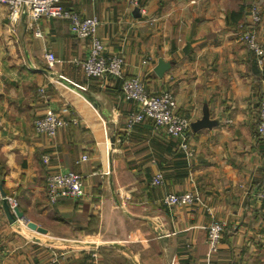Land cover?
<instances>
[{
    "label": "crops",
    "instance_id": "obj_1",
    "mask_svg": "<svg viewBox=\"0 0 264 264\" xmlns=\"http://www.w3.org/2000/svg\"><path fill=\"white\" fill-rule=\"evenodd\" d=\"M256 1L260 20L251 23V0H63L98 18L103 53L123 56L125 76H139L151 95L174 94L190 120V157L151 118L125 132L137 102L120 77L84 73L89 40L68 20L41 16L31 26L22 15L10 30L0 4V190L17 198V210L0 206V264H37L54 249L61 264H264V198L255 196L264 64L239 38L246 24L264 45ZM47 51L58 59L51 66ZM48 109L66 120L53 137L33 127ZM67 170L85 176L81 196L48 202L46 176ZM157 172L164 184L152 186ZM188 190L201 201H162ZM211 216L226 223L216 250Z\"/></svg>",
    "mask_w": 264,
    "mask_h": 264
},
{
    "label": "built area",
    "instance_id": "obj_2",
    "mask_svg": "<svg viewBox=\"0 0 264 264\" xmlns=\"http://www.w3.org/2000/svg\"><path fill=\"white\" fill-rule=\"evenodd\" d=\"M129 1L134 5H139V0ZM251 3L249 22L254 23L260 20V13L257 10V3L254 1ZM0 4L8 8L6 27L10 30H14L22 15L29 19L31 26H36V22L41 16L60 17L68 20L70 31L74 35L89 40V52L80 62L84 73L87 76L97 78L105 76L120 77L123 94L137 102L138 108L128 111L125 115V132H131L148 117L154 120L156 128H163L169 136L176 138L187 156L190 157L194 154L187 141L190 120L176 110L174 94L171 91H164L158 95H151L139 76H125L123 73V56L118 54L105 55L103 53L104 45L96 34L99 24L96 16H81L72 7L63 4V0H0ZM139 9L144 12L142 7L139 6ZM240 27H243L239 34L240 40L254 53L257 63L264 64V45L258 41L255 32L248 28L246 24H241ZM36 34L40 35L37 28ZM44 56L49 66L58 60L51 51H47ZM40 92L43 95L42 88ZM65 123L66 120L63 116L51 109H48L43 115L35 116L33 119L34 130L49 137H53L58 128ZM256 137L264 144V94L259 101ZM42 158L47 160L46 155H43ZM86 158V154L81 157L83 160ZM84 179V175L72 170L49 173L45 178L48 202L55 203L63 197L81 196ZM150 183L152 186L163 185V175L160 172L155 173L151 177ZM255 196L260 200L264 198V181L256 191ZM3 199L11 208L17 205V198L14 194L5 196L0 194V206L3 205ZM162 201L168 207L188 206L199 203L201 198L196 191L188 190L179 193H166L162 196ZM225 225V221L216 216H211L207 231V242L211 249L216 250L218 248ZM2 255L3 250L0 247V259ZM61 256L62 253L54 249L48 259L37 264H61Z\"/></svg>",
    "mask_w": 264,
    "mask_h": 264
},
{
    "label": "water",
    "instance_id": "obj_3",
    "mask_svg": "<svg viewBox=\"0 0 264 264\" xmlns=\"http://www.w3.org/2000/svg\"><path fill=\"white\" fill-rule=\"evenodd\" d=\"M0 193H1V195L2 196H5L6 194H4V193H2V191L0 190ZM3 205L6 207V206H8V204H7V202H6V200L5 199H3ZM15 210H17V208H14ZM22 214H20V212H19V216H21ZM32 228H35L36 230H38V231H42V232H44L45 231V229L44 228H41V227H37V226H35V225H33V224H29Z\"/></svg>",
    "mask_w": 264,
    "mask_h": 264
},
{
    "label": "rangeland",
    "instance_id": "obj_4",
    "mask_svg": "<svg viewBox=\"0 0 264 264\" xmlns=\"http://www.w3.org/2000/svg\"><path fill=\"white\" fill-rule=\"evenodd\" d=\"M256 2L257 3V5H258V2L256 1V0H251V2ZM250 5H252V3L250 4ZM258 11H259V8L257 9ZM262 44V43H261ZM124 67V66H123ZM1 194V193H0ZM7 195V194H6ZM8 195H10V194H8ZM226 224V223H225Z\"/></svg>",
    "mask_w": 264,
    "mask_h": 264
},
{
    "label": "trees",
    "instance_id": "obj_5",
    "mask_svg": "<svg viewBox=\"0 0 264 264\" xmlns=\"http://www.w3.org/2000/svg\"><path fill=\"white\" fill-rule=\"evenodd\" d=\"M136 127H137V126H136ZM263 181H264V180H263ZM263 181H262V182H263ZM261 184H262V183H261ZM261 184L258 186V188L256 189V191L261 187ZM256 191H255V193H256Z\"/></svg>",
    "mask_w": 264,
    "mask_h": 264
}]
</instances>
